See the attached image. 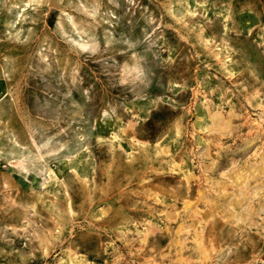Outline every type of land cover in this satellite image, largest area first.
Wrapping results in <instances>:
<instances>
[{
  "label": "rangeland",
  "instance_id": "374dc122",
  "mask_svg": "<svg viewBox=\"0 0 264 264\" xmlns=\"http://www.w3.org/2000/svg\"><path fill=\"white\" fill-rule=\"evenodd\" d=\"M262 160L264 0H0V264H264Z\"/></svg>",
  "mask_w": 264,
  "mask_h": 264
},
{
  "label": "bare ground",
  "instance_id": "6f19581e",
  "mask_svg": "<svg viewBox=\"0 0 264 264\" xmlns=\"http://www.w3.org/2000/svg\"><path fill=\"white\" fill-rule=\"evenodd\" d=\"M229 116V115H228ZM210 117H212V127L213 128H217L220 126V122H222V118L220 115L218 114H213L210 115ZM229 118V117H228ZM227 121V120H226ZM225 122V121H224ZM226 123V122H225ZM229 125V122H228ZM227 125V126H228ZM223 126V125H222ZM223 131V128H220ZM224 129L225 125H224ZM220 131V132H222ZM227 131V130H226ZM211 132H214L211 130ZM219 132V131H216ZM222 134V133H221ZM223 135V134H222ZM254 171V170H253ZM256 174L258 175L259 173H264V160L261 161L260 165L255 169ZM238 173V172H237ZM241 173V172H240ZM253 173V172H252ZM232 174V173H231ZM246 174V172L244 173ZM230 175V174H229ZM253 176V175H252ZM231 177H233V182L236 185V193L233 194H226L225 191L223 189V191H221L220 195L226 196L225 197V205L228 206H236L237 208L241 209V213H234L233 214V220H245L247 217L253 216L254 212L253 209L249 208V202H251V198L250 196L247 195V191H248V178L250 177V174L245 175L244 177H241V175H232ZM224 185L222 186L224 188V186L227 184V181H225L223 183ZM244 186V189H242L241 187ZM251 195V194H250ZM218 206V205H217ZM255 208V207H254ZM258 209V208H257ZM232 212V211H231ZM231 214V213H230ZM259 214V213H258ZM231 222V221H230ZM245 222V221H244ZM252 222V221H251ZM250 222V223H251ZM253 237V235H252ZM256 242V241H255ZM254 242V243H255Z\"/></svg>",
  "mask_w": 264,
  "mask_h": 264
}]
</instances>
